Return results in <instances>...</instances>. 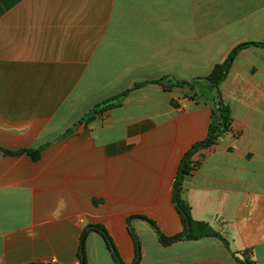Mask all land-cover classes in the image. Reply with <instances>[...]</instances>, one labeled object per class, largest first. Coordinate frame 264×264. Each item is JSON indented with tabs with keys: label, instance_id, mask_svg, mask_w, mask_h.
<instances>
[{
	"label": "crops",
	"instance_id": "crops-1",
	"mask_svg": "<svg viewBox=\"0 0 264 264\" xmlns=\"http://www.w3.org/2000/svg\"><path fill=\"white\" fill-rule=\"evenodd\" d=\"M264 43V0H0V264H81L103 225L124 264H264V47L219 90L232 129L193 155L179 199L216 236L182 234L175 180L217 106L151 83L209 75ZM137 85H141L136 87ZM124 95V96H123ZM120 97V103L96 112ZM116 103V101L112 102ZM132 230V231H131ZM87 264H114L90 231Z\"/></svg>",
	"mask_w": 264,
	"mask_h": 264
},
{
	"label": "trees",
	"instance_id": "trees-1",
	"mask_svg": "<svg viewBox=\"0 0 264 264\" xmlns=\"http://www.w3.org/2000/svg\"><path fill=\"white\" fill-rule=\"evenodd\" d=\"M249 45H259V46L264 47V43H259V44L244 43V44L238 45L232 50V52L229 54L225 62L222 64H217L209 75L205 77L197 78L191 82L176 81L169 76H166L164 78H161L160 80L151 82V83L163 85L165 88L169 90L173 88H180L182 90L189 91V94L187 96L190 99L196 101L197 103H199L200 100L203 99L206 101H210L217 106V108L213 110L212 122L209 127L207 137L203 141L194 144L191 147V149L186 152V154L184 155L181 161L179 173L175 180L174 202L176 204L177 210L182 215V217L185 219V222L187 224L185 231L178 236L165 237L163 234L159 232V229L156 223L144 216H132L128 219L129 226L131 225L132 221L135 219H141V220L147 221L156 230L159 242L162 245H165V246L170 245L179 240L199 239L204 236H216V237L222 238L218 233L213 231L207 223L197 222L191 218L190 208L183 205V203L180 201L179 192L181 190V186H182V182L184 178L192 174L194 167L196 165V163H193L192 161L193 155L196 154L200 149H205L215 144L224 133H227L232 129V119L230 117V111L228 107L224 105L222 101L219 87L221 83L225 80L227 76V72L229 68L231 67L233 61L236 59L240 50H242L245 47H248ZM139 86L141 85H137L136 87H139ZM213 93H216V94L214 95ZM120 100L121 98L117 97L109 102H106L105 103L106 106L103 109L95 110L93 113L89 114L85 118V120L89 122L90 120L96 117L95 116L96 112L101 113L103 110L119 104ZM114 101H116V103H112ZM0 150L8 155L19 156L22 154H28L33 158V160H38L41 157L40 150L24 149V150H20L17 152H13V151L6 150L3 148H0ZM90 231H95L103 237V239L106 242L107 248L109 249L112 255L114 264H124L121 261L119 253L115 247V244L109 232L103 225H100V224L88 225L87 228H85L81 234L80 252H79L81 264H87L85 247H86L87 235ZM135 240L137 243V250H136V259L133 264H139L141 261V250H140V246L138 243V239L135 238ZM224 242L228 246L226 240H224ZM241 254L243 256V259L239 260L240 264H255V262L252 261L247 256L246 251L242 252Z\"/></svg>",
	"mask_w": 264,
	"mask_h": 264
},
{
	"label": "rangeland",
	"instance_id": "rangeland-1",
	"mask_svg": "<svg viewBox=\"0 0 264 264\" xmlns=\"http://www.w3.org/2000/svg\"><path fill=\"white\" fill-rule=\"evenodd\" d=\"M214 95L216 94V93H213Z\"/></svg>",
	"mask_w": 264,
	"mask_h": 264
}]
</instances>
